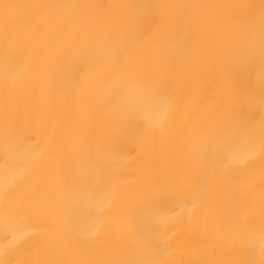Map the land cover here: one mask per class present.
Instances as JSON below:
<instances>
[{
	"label": "bare ground",
	"instance_id": "1",
	"mask_svg": "<svg viewBox=\"0 0 264 264\" xmlns=\"http://www.w3.org/2000/svg\"><path fill=\"white\" fill-rule=\"evenodd\" d=\"M141 260L264 264V0H0V264Z\"/></svg>",
	"mask_w": 264,
	"mask_h": 264
},
{
	"label": "snow or ice",
	"instance_id": "2",
	"mask_svg": "<svg viewBox=\"0 0 264 264\" xmlns=\"http://www.w3.org/2000/svg\"><path fill=\"white\" fill-rule=\"evenodd\" d=\"M156 103L159 108L160 116L163 117L168 112V107H169L168 102L163 99H158ZM248 155L249 154L231 151L227 147H225L224 152L222 154V164L225 167L231 165H236L237 167H239L248 158ZM136 264H147V262L141 260V261H137Z\"/></svg>",
	"mask_w": 264,
	"mask_h": 264
}]
</instances>
